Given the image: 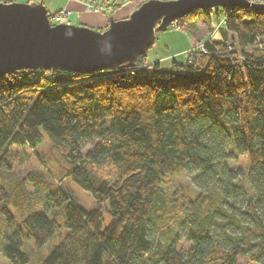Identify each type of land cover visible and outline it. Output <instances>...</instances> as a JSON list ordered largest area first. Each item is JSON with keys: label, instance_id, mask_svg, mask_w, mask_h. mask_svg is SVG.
I'll list each match as a JSON object with an SVG mask.
<instances>
[{"label": "trees", "instance_id": "1", "mask_svg": "<svg viewBox=\"0 0 264 264\" xmlns=\"http://www.w3.org/2000/svg\"><path fill=\"white\" fill-rule=\"evenodd\" d=\"M100 2L109 16L120 6ZM220 7V37H209L184 62L173 58L170 68L160 60L143 66L146 52L129 67L23 68L0 77V171L12 170L11 146L36 148L48 139L56 153L50 168L95 198L85 210L50 172V179L28 172L14 187L0 173V215L12 222L14 208L20 221L3 233L10 264L30 262L25 235L38 249L60 235L33 264H240L239 256L264 264V9L195 8L176 25L209 20ZM191 167L209 189L167 205L165 175ZM25 182L46 191L45 207H35ZM238 196L253 227L222 239L217 227L226 224L210 213L235 207ZM50 207L60 208L59 219ZM178 221L189 226L186 248L178 246Z\"/></svg>", "mask_w": 264, "mask_h": 264}, {"label": "water", "instance_id": "2", "mask_svg": "<svg viewBox=\"0 0 264 264\" xmlns=\"http://www.w3.org/2000/svg\"><path fill=\"white\" fill-rule=\"evenodd\" d=\"M264 9L250 0H145L127 17H109L101 30L87 24L50 22L43 2L0 1V77L23 68L92 73L133 66L153 45L157 30L195 8Z\"/></svg>", "mask_w": 264, "mask_h": 264}, {"label": "rangeland", "instance_id": "3", "mask_svg": "<svg viewBox=\"0 0 264 264\" xmlns=\"http://www.w3.org/2000/svg\"><path fill=\"white\" fill-rule=\"evenodd\" d=\"M4 1V0H1ZM6 1V0H5ZM18 2H28L30 3H39V2H45L44 5H47V0H16ZM132 1V2H131ZM140 0H130V4H122L120 5L119 9L114 11V17L117 18L123 13H127L128 15L137 7ZM253 2L252 0H250ZM8 2V1H7ZM48 9H50L48 6H46ZM219 17H223L224 10L223 8H219ZM215 10L211 13V20H208L207 18L199 17L201 18L200 22H196V27H198L203 32H207L206 36H212L213 39H218L220 37V29L217 28V22L218 19L216 17ZM198 18V19H199ZM68 19V18H65ZM65 19L61 20V22L65 21ZM70 23L72 24H79V21L76 19L75 16L69 17ZM177 21L175 20L174 23L170 24L166 29L158 30L155 35L154 43L147 51V60L143 64V66H147L150 64L151 61L160 59L161 65L164 68H170L171 67V61L173 58L181 60L183 57L186 58L187 50L190 49H197L200 48L202 43L204 42H197L195 46H192L190 44L189 36L192 35V32L188 31L189 29L185 26L183 28L176 25ZM202 28H201V26ZM224 25V24H222ZM197 30V32L200 30ZM204 27V28H203ZM231 35H235L234 33H231ZM218 136H222L221 133L218 132ZM90 144H86L84 147V150L89 148ZM11 151H13L11 154V161H12V170L9 172H3L0 171V173L5 174L6 181L10 180L11 186L14 187L17 183V181L23 179L28 172L34 171V172H40L43 174V178L50 179V177L47 176V172H50L52 174L51 181L54 183L56 182L57 185L60 184L61 187H65L73 197L80 203V205L85 210H91L93 207H95V198L92 195L91 192L83 189L80 187L72 178L70 177H63L60 179L59 176H57L55 173L56 171H53L50 168V165L52 166L55 162L56 153L54 152V149L51 145V142L48 139H45L42 144H40L36 148H31L29 145L24 146H11ZM51 160L47 164V160H49V156H51ZM232 162L235 161L236 164H241L243 162H240L237 159H231ZM61 168V167H60ZM48 170L45 172V170ZM237 175H239L241 172H239L237 169H235ZM197 169L194 167L189 168L187 171L183 172L182 174L178 176H170L165 175V184L163 186L164 193H165V199L166 204L170 205L171 199H181L185 198V202L187 203L189 200V195L196 194L197 191H207L210 187V183L205 179L202 178L200 175L197 174ZM45 174V176H44ZM25 189L26 192L31 194V196L37 200V204L35 205L36 208H43L45 207V195L46 191L42 189H35L32 183L25 182ZM186 193V194H185ZM235 207L230 206L229 204H226V207L224 210L221 209V211H214L211 214V218L215 222L222 223L224 222L226 225L222 226L219 225L217 227L218 233H220V237L223 238H229V235H234L236 233H241L240 230L242 228L247 229L248 227H253L252 221L244 213L245 207L242 202V198L238 196L235 198ZM208 202V201H206ZM11 211L14 213V220L12 222H9L6 220V216L2 212V216L0 215V264H10V261L3 255L1 243L2 238L4 239V234H9L13 229L15 231L20 226V221L18 219V215L16 212V209L10 208ZM49 215L54 217H60V208L53 207L49 208ZM104 225H107L110 221V213L107 211L106 208H104ZM173 219V217H172ZM171 219V220H172ZM64 220V217L62 215V222ZM214 222V223H215ZM215 225H213L214 227ZM175 228L179 230L180 232V243L178 246H183L186 248L190 241H188L185 236L187 229H189V226L183 225L180 221H178L175 224ZM23 232V231H22ZM231 235V236H232ZM60 238V235L54 236L52 239L47 241L40 249H38L32 237H27V235L23 238V247L24 250L27 251V253L30 256V262L28 264H33L36 259V252H40L42 255H46L54 243L57 242V239ZM235 239V238H234ZM240 264H259L255 261L248 260L245 256H239L238 257Z\"/></svg>", "mask_w": 264, "mask_h": 264}, {"label": "crops", "instance_id": "4", "mask_svg": "<svg viewBox=\"0 0 264 264\" xmlns=\"http://www.w3.org/2000/svg\"><path fill=\"white\" fill-rule=\"evenodd\" d=\"M120 5L122 4H127V3H131L130 0H117ZM143 1V0H140L139 3ZM47 5L50 9H48L50 12H57V11H60L62 9H65V10H68L70 11L69 15H68V18L71 16H75L76 19L79 21V24H87V25H90L92 27H95L97 29H105L108 24H109V12L110 10H105V11H94V10H90L86 7V5L80 1V0H47ZM45 3V2H43ZM138 3V4H139ZM120 6L116 7L114 10H113V13L114 14V11L119 9ZM138 7V5H137ZM136 8V7H135ZM211 13L212 12H209L208 14V18L209 20H211ZM128 14L127 13H123L122 15H120L119 17L115 18L114 15L113 17L115 19H119V18H124V17H127ZM217 19L219 18L218 14L216 15ZM224 17H221V20L223 19ZM201 18L197 19L196 22H200ZM220 20V22H221ZM71 22V21H70ZM196 22L192 23V24H189L187 25L186 27L189 29L188 31L192 32V35H190L188 38L190 40V44H192L191 48L193 46L196 45L197 42H205L207 41V39L209 37L213 38L212 36H206L207 32H203L202 30H200L198 27H196ZM198 26V25H197ZM201 26V24H200ZM195 27L200 30V32L195 29ZM202 28V26H201ZM204 28V27H203ZM157 60H160V59H157ZM178 60V59H177ZM185 60V57H183L181 60H178L179 62H184ZM156 61V60H154ZM153 61H151L150 63H152Z\"/></svg>", "mask_w": 264, "mask_h": 264}, {"label": "built area", "instance_id": "5", "mask_svg": "<svg viewBox=\"0 0 264 264\" xmlns=\"http://www.w3.org/2000/svg\"><path fill=\"white\" fill-rule=\"evenodd\" d=\"M80 1H82L86 5V7L88 9H90V10H94V11H104V10H107L106 9L107 7H105V5H103L100 2V0H80ZM252 1L254 3H259V2L264 3V0H252ZM69 13H70V11L65 10V9H62V10L57 11V12H52L51 14H49L50 22L52 24L60 23L61 20L65 19V18H68ZM63 22L70 23V20L68 18V19H65V21H63ZM220 23L221 24L226 23L225 22V19L223 18ZM200 49L204 50L203 43H202ZM193 50H195V49H192V50L190 49L189 51L187 50L188 53H187L186 56H188L190 53H192ZM141 68H143V67H141Z\"/></svg>", "mask_w": 264, "mask_h": 264}]
</instances>
